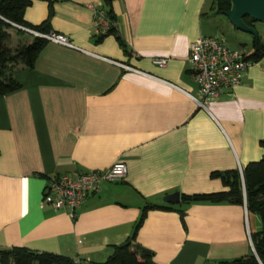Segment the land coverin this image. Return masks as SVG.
<instances>
[{
	"label": "crops",
	"instance_id": "0c3cea01",
	"mask_svg": "<svg viewBox=\"0 0 264 264\" xmlns=\"http://www.w3.org/2000/svg\"><path fill=\"white\" fill-rule=\"evenodd\" d=\"M30 1L24 21L39 26L48 1ZM213 4L112 0L127 55L113 35L96 41L98 13L106 11L102 0L53 4L49 33L74 49L46 42L32 68L13 70L21 88L0 96V250L100 263L130 237L147 205H168L175 211H147L136 234L155 264H220L252 252L248 234L258 233L261 222L244 206L161 202L175 192L225 191L211 173L242 171L264 155V58L251 62L241 84L219 99L204 108L195 101L200 95L189 45L215 37L205 26L223 16ZM32 37L24 33L15 44L28 45ZM156 59L165 65H155ZM114 163L126 166L125 178L100 182L74 218L41 205L51 177L104 173Z\"/></svg>",
	"mask_w": 264,
	"mask_h": 264
},
{
	"label": "trees",
	"instance_id": "16d2710c",
	"mask_svg": "<svg viewBox=\"0 0 264 264\" xmlns=\"http://www.w3.org/2000/svg\"><path fill=\"white\" fill-rule=\"evenodd\" d=\"M47 1V19L39 26H32L24 21V11L30 6V0H0V96L11 94L21 88L13 77V70L19 64L32 68L38 54L46 45L45 40L32 37V41L28 45L19 46L13 52L10 51L5 46L11 38L9 32L14 31L18 36L24 35L23 32L15 29L12 25L26 26L42 34L49 33L52 6L55 2L61 0ZM111 1L102 0L106 7L105 16L110 23V27L105 34L96 36V41L99 42L105 36L113 35L124 54L127 55L126 45L118 35L114 25L116 18L110 8ZM229 9L230 0H214L212 10L215 14L223 15ZM243 22L246 26L255 29L256 23L252 19L243 18ZM251 46L252 51L249 55H245V59L256 63L264 58V44L257 36L252 37ZM260 147L264 154V139L260 141ZM210 177L219 179L226 190L213 194L181 195L178 205L181 207L207 203L245 206L247 212L258 216L261 222V230L250 236L254 254L251 252L245 258L220 264H264V155L260 161L246 165L242 169L241 175L237 170H229L213 172ZM149 210L175 211L172 206L168 205H147L143 209L130 237L123 244L112 247V252L105 261L93 264H155L153 253L136 243L137 231L145 219L146 212ZM0 264H77V262L61 255L14 247L0 250Z\"/></svg>",
	"mask_w": 264,
	"mask_h": 264
},
{
	"label": "built area",
	"instance_id": "2783aa9c",
	"mask_svg": "<svg viewBox=\"0 0 264 264\" xmlns=\"http://www.w3.org/2000/svg\"><path fill=\"white\" fill-rule=\"evenodd\" d=\"M97 33L105 34L110 27L109 21L103 12L98 13ZM15 29L45 40L48 43L74 49L67 38L54 33H39L29 27L12 25ZM115 65L123 71L136 72L130 66L120 62L101 58ZM157 66H164V59L153 62ZM188 63L193 82L197 86L200 101L195 100L199 107L204 108L211 101L219 99L225 90H231L242 82L245 71L251 62L245 59V53L232 48L223 38L200 37L190 43ZM241 175L242 171L238 168ZM126 176V166L123 163H114L106 172H90L59 175L51 177L44 188L42 206H49L55 211H64L70 217L80 209L86 198L97 191L100 182L115 183L122 181ZM245 207V206H244ZM248 241L252 253L254 248L248 234ZM77 264H83L77 261Z\"/></svg>",
	"mask_w": 264,
	"mask_h": 264
},
{
	"label": "rangeland",
	"instance_id": "374dc122",
	"mask_svg": "<svg viewBox=\"0 0 264 264\" xmlns=\"http://www.w3.org/2000/svg\"><path fill=\"white\" fill-rule=\"evenodd\" d=\"M206 34L208 36H215L218 38H223L232 48H237L245 55H249L252 51V36L237 31L224 16H216L211 22H206ZM255 29L257 36L260 38L262 44H264V25L260 23L255 24ZM11 39L5 44V46L10 50L14 51L17 47L16 42H20L21 36L16 37L14 31L9 32Z\"/></svg>",
	"mask_w": 264,
	"mask_h": 264
},
{
	"label": "water",
	"instance_id": "95a60500",
	"mask_svg": "<svg viewBox=\"0 0 264 264\" xmlns=\"http://www.w3.org/2000/svg\"><path fill=\"white\" fill-rule=\"evenodd\" d=\"M229 23L242 33L257 37L254 28L246 26L243 18H250L255 23L264 25V0H230V9L223 13ZM163 204L176 205L180 202V194L175 192L161 199Z\"/></svg>",
	"mask_w": 264,
	"mask_h": 264
}]
</instances>
